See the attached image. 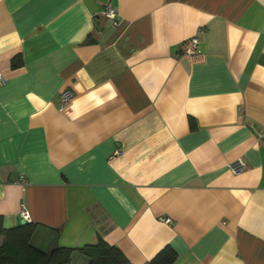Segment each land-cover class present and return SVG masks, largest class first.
<instances>
[{
	"label": "crops",
	"instance_id": "1",
	"mask_svg": "<svg viewBox=\"0 0 264 264\" xmlns=\"http://www.w3.org/2000/svg\"><path fill=\"white\" fill-rule=\"evenodd\" d=\"M0 75V228L264 264V0H0Z\"/></svg>",
	"mask_w": 264,
	"mask_h": 264
},
{
	"label": "trees",
	"instance_id": "2",
	"mask_svg": "<svg viewBox=\"0 0 264 264\" xmlns=\"http://www.w3.org/2000/svg\"><path fill=\"white\" fill-rule=\"evenodd\" d=\"M11 66H17L15 59H12ZM34 228L32 223L10 229L0 228V264H70L75 251L87 259V264H129L118 248L102 239L79 249L55 247L42 252L30 243ZM175 257L174 250L166 246L148 264H171Z\"/></svg>",
	"mask_w": 264,
	"mask_h": 264
},
{
	"label": "built area",
	"instance_id": "3",
	"mask_svg": "<svg viewBox=\"0 0 264 264\" xmlns=\"http://www.w3.org/2000/svg\"><path fill=\"white\" fill-rule=\"evenodd\" d=\"M100 15L103 19L111 21L113 26L117 25L118 23L117 13H116L115 8L111 4V2L109 1L105 2ZM198 32H200L201 34L202 29L198 30ZM200 44H201V40L199 36L197 35L186 40L183 44L184 45V56L188 59H192L196 57L199 53ZM3 83H4V78L0 75V85H2ZM71 99H72L71 92L69 90H64L60 94L59 105H58L59 110L63 111ZM245 167H246V164L243 160H236L232 164H230L229 168L233 174L237 175V174H240L245 169ZM21 218L24 221H27L28 213L23 210L21 212Z\"/></svg>",
	"mask_w": 264,
	"mask_h": 264
},
{
	"label": "rangeland",
	"instance_id": "4",
	"mask_svg": "<svg viewBox=\"0 0 264 264\" xmlns=\"http://www.w3.org/2000/svg\"><path fill=\"white\" fill-rule=\"evenodd\" d=\"M0 238H1V241H2V237H0ZM1 241H0V243H1ZM79 256H80L79 258H82V259L85 260V258H84L82 255H79ZM78 260H79V259H74L73 262L76 263V262H78Z\"/></svg>",
	"mask_w": 264,
	"mask_h": 264
},
{
	"label": "water",
	"instance_id": "5",
	"mask_svg": "<svg viewBox=\"0 0 264 264\" xmlns=\"http://www.w3.org/2000/svg\"><path fill=\"white\" fill-rule=\"evenodd\" d=\"M26 222L24 220L20 221V225H24Z\"/></svg>",
	"mask_w": 264,
	"mask_h": 264
}]
</instances>
